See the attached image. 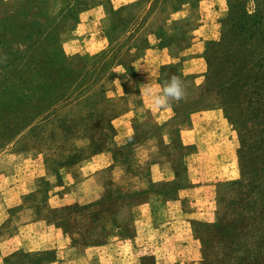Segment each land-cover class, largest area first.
I'll list each match as a JSON object with an SVG mask.
<instances>
[{
  "label": "rangeland",
  "instance_id": "1",
  "mask_svg": "<svg viewBox=\"0 0 264 264\" xmlns=\"http://www.w3.org/2000/svg\"><path fill=\"white\" fill-rule=\"evenodd\" d=\"M107 1L56 0L52 6L49 0H0V186L6 175L37 176L34 191L18 195L10 187L6 197L16 203L10 215L23 210L20 221H35L43 246L53 225L80 245L123 236L130 207L143 198L116 199L122 188L106 178L100 201L50 207V198L62 195L53 194L49 177L62 166L96 150L112 149L135 164L143 155L131 145L135 137L119 135L113 121L129 109L123 85L130 44L157 27L169 0H129L113 10L109 23L88 24L90 9ZM226 2L216 39L190 33L193 24L186 21L169 46L170 62L152 61L147 73L152 92L179 76L185 98L170 101L175 110L206 113L208 121L199 123L202 146L235 154L238 176L215 186L208 199L213 216L195 224L186 264H264V0ZM82 18L88 32L99 31L101 46L69 41L79 37ZM191 56L194 62L184 63ZM191 67L194 73L187 72ZM15 227L7 221L2 230ZM49 256L45 247L18 251L1 264H47ZM142 264L153 259L147 256Z\"/></svg>",
  "mask_w": 264,
  "mask_h": 264
},
{
  "label": "crops",
  "instance_id": "2",
  "mask_svg": "<svg viewBox=\"0 0 264 264\" xmlns=\"http://www.w3.org/2000/svg\"><path fill=\"white\" fill-rule=\"evenodd\" d=\"M49 1L56 5V0ZM128 1L108 0L95 5L89 11L88 24L97 27L109 23L113 10ZM227 10L226 0H169L157 27L130 44L132 62L124 69L129 78L123 85L129 109L117 116L113 124L126 140L135 137L131 145L143 153L136 164L123 162V156H116L112 149L96 150L62 166L49 177L53 194L62 195L50 198L53 209L74 204L88 206L100 201L108 185L106 178L113 186L122 188L117 191L116 199L125 201L142 195L141 201L130 207V224L125 234L108 242L80 245L53 225L49 229L52 237L43 246L35 221L32 218L20 221L18 217L23 210L17 209L10 215V207L16 203L8 202L11 197H6L10 187L18 195L34 191L33 180L37 176L10 174L0 186V264L18 251L36 253L44 247L50 254L47 264H142L147 256L153 259V264H186L195 224L213 216L214 207L208 205V199L214 197L215 186L238 176L235 154L230 148L212 152L202 146L199 123L208 121L206 113L199 115L196 108L186 106L182 109L188 108L187 111L180 113L171 103L170 108L155 109L151 95L144 94L143 89L149 87L147 73L154 66L151 62L160 61L158 66L170 62L169 46L178 40V28L190 21L193 24L190 33L207 41L214 40L219 34L218 19ZM84 19L83 28L87 26ZM83 28L75 31L79 37L70 39L72 44L76 42L87 48L102 45L99 31L88 32ZM193 62L192 56L184 61ZM191 68L187 72L194 73ZM148 121L151 124L140 129ZM104 170L109 176L102 175ZM7 221L14 222L16 227L6 234L2 227Z\"/></svg>",
  "mask_w": 264,
  "mask_h": 264
},
{
  "label": "clouds",
  "instance_id": "3",
  "mask_svg": "<svg viewBox=\"0 0 264 264\" xmlns=\"http://www.w3.org/2000/svg\"><path fill=\"white\" fill-rule=\"evenodd\" d=\"M116 81L119 84V80ZM146 91L151 95L155 109L170 108V101H181L185 98V89L181 78L176 75H173L159 92H152L150 87Z\"/></svg>",
  "mask_w": 264,
  "mask_h": 264
}]
</instances>
